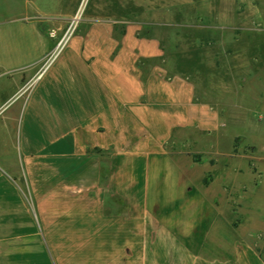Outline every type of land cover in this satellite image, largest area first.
Listing matches in <instances>:
<instances>
[{"label": "crops", "instance_id": "1", "mask_svg": "<svg viewBox=\"0 0 264 264\" xmlns=\"http://www.w3.org/2000/svg\"><path fill=\"white\" fill-rule=\"evenodd\" d=\"M70 16L35 0H0V264H264L239 237H225L229 222L206 220L210 249H190L170 229L191 237L204 205L227 199L202 185L197 162L167 150L185 129L213 128L215 114L184 110L180 85L166 87L165 49L90 26L63 56ZM93 33L107 40L94 43ZM131 40L139 51H124L119 69L109 58ZM151 59L161 65L145 70ZM90 189L101 212L106 202L121 212L98 216L108 245L93 253Z\"/></svg>", "mask_w": 264, "mask_h": 264}, {"label": "rangeland", "instance_id": "2", "mask_svg": "<svg viewBox=\"0 0 264 264\" xmlns=\"http://www.w3.org/2000/svg\"><path fill=\"white\" fill-rule=\"evenodd\" d=\"M35 1L53 15H71L63 24L68 30L62 36L68 38L63 56L82 41L90 26H113V36L119 40L128 32L133 40L159 42L165 49L161 63L166 67L165 79L172 81L166 87L180 85L184 110L191 107L198 113L215 114L213 128L185 129L176 137L181 142L173 140L167 150L197 162L198 171L204 174L202 185L224 189L227 199L226 204L215 201L213 206L204 205L203 217L199 215L191 237H183L175 227L170 229L190 249H208L205 235L209 218L229 222L225 237H239L264 262V0ZM90 38L96 40L94 43L107 40L106 35L96 33ZM133 40L129 41L131 48L120 46L109 58L119 69L124 51H139L141 42ZM142 63L147 70L160 61ZM22 187L28 195L24 180ZM90 190L84 221L87 253L108 245L102 231L109 227L101 226L98 216L121 214L118 204L110 202L103 204L102 212L97 209ZM71 199L77 202L76 195ZM76 222L71 217V225ZM38 224L44 247L46 223Z\"/></svg>", "mask_w": 264, "mask_h": 264}]
</instances>
